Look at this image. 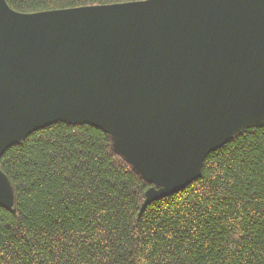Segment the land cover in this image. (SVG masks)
I'll use <instances>...</instances> for the list:
<instances>
[{
	"label": "water",
	"instance_id": "95a60500",
	"mask_svg": "<svg viewBox=\"0 0 264 264\" xmlns=\"http://www.w3.org/2000/svg\"><path fill=\"white\" fill-rule=\"evenodd\" d=\"M107 132L151 183L196 180L206 156L264 125V0H135L19 12L0 0V157L54 122ZM0 204L14 192L0 169Z\"/></svg>",
	"mask_w": 264,
	"mask_h": 264
},
{
	"label": "trees",
	"instance_id": "16d2710c",
	"mask_svg": "<svg viewBox=\"0 0 264 264\" xmlns=\"http://www.w3.org/2000/svg\"><path fill=\"white\" fill-rule=\"evenodd\" d=\"M135 0H6L36 12ZM74 5V6H71ZM0 169V264H264V125L210 152L200 176L152 201V186L104 130L51 123L9 147Z\"/></svg>",
	"mask_w": 264,
	"mask_h": 264
},
{
	"label": "snow or ice",
	"instance_id": "6c2138e0",
	"mask_svg": "<svg viewBox=\"0 0 264 264\" xmlns=\"http://www.w3.org/2000/svg\"><path fill=\"white\" fill-rule=\"evenodd\" d=\"M71 6H74V5H71Z\"/></svg>",
	"mask_w": 264,
	"mask_h": 264
}]
</instances>
